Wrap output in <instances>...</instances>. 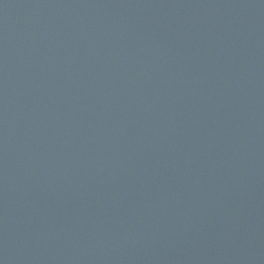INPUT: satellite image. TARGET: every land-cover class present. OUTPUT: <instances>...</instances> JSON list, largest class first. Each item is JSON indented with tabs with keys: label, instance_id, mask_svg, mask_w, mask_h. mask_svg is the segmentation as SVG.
Here are the masks:
<instances>
[{
	"label": "water",
	"instance_id": "obj_1",
	"mask_svg": "<svg viewBox=\"0 0 264 264\" xmlns=\"http://www.w3.org/2000/svg\"><path fill=\"white\" fill-rule=\"evenodd\" d=\"M0 264H264V0H0Z\"/></svg>",
	"mask_w": 264,
	"mask_h": 264
}]
</instances>
